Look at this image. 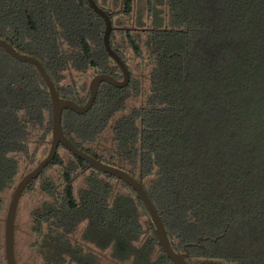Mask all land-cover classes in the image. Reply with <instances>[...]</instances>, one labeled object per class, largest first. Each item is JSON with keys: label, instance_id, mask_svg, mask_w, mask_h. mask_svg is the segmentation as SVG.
<instances>
[{"label": "trees", "instance_id": "obj_1", "mask_svg": "<svg viewBox=\"0 0 264 264\" xmlns=\"http://www.w3.org/2000/svg\"><path fill=\"white\" fill-rule=\"evenodd\" d=\"M94 1L130 77L124 87L100 82L82 114L63 109V134L141 177L190 264H264V0ZM103 30L87 0H0V38L37 58L57 94L79 104L83 78H122ZM50 136L43 79L0 48V213L21 161L35 162ZM67 152L57 149L25 189L38 182L44 194L30 210L40 264H173L136 191ZM54 165L57 176L45 175Z\"/></svg>", "mask_w": 264, "mask_h": 264}, {"label": "water", "instance_id": "obj_2", "mask_svg": "<svg viewBox=\"0 0 264 264\" xmlns=\"http://www.w3.org/2000/svg\"><path fill=\"white\" fill-rule=\"evenodd\" d=\"M87 2L91 9L103 19V47L107 55L118 65L122 74V78L121 80H117L109 74H95L88 82V97L83 104L76 103L75 101L68 98H61L57 94L53 82L37 58L27 54L19 53L8 42L0 38V48L5 50L13 58L21 62L31 63L35 66L47 87L51 104V138L49 140V148L45 156L16 182L8 202L3 228V247L6 264H16L13 250L14 216L20 194L32 180L37 178V176L45 169L47 164L52 161L59 146L85 161L93 169L114 176L116 179L121 180L125 184L131 186L140 197L146 211L148 212L150 225L157 239L160 250L163 251L166 257L169 258L173 264H190L186 260L188 253L186 251L185 245L183 246V252L175 251L171 247V243L166 235L160 216L142 185L141 177L135 178L125 170L104 163L99 159H96L83 152L82 150L78 149L70 140H68L62 132L61 114L63 109H69L77 114H82L91 107L97 93L98 84L100 82H106L114 87H124L128 83L130 77L127 66L119 57V55L111 48L109 36L112 30V23L108 12L99 7L94 0H87Z\"/></svg>", "mask_w": 264, "mask_h": 264}, {"label": "rangeland", "instance_id": "obj_3", "mask_svg": "<svg viewBox=\"0 0 264 264\" xmlns=\"http://www.w3.org/2000/svg\"><path fill=\"white\" fill-rule=\"evenodd\" d=\"M137 3L142 5V0H138ZM91 78L92 77H88V78L85 77L83 79H86L88 84ZM30 145H31V149L36 147V137L33 139ZM46 148L47 149L45 152L43 150V146H40L36 150L37 160L35 162L31 163L28 160L21 161L20 170L16 177V181L22 175H24L26 172L32 169L36 165V163L45 156L49 148V142ZM58 153L65 158L68 157V152L62 147L58 148ZM57 173H58V167L54 165L46 169L44 174L57 176ZM37 183L38 182H36V184H34L30 189L25 190L23 192L17 205L15 219H14V255H15L16 264H40L39 258L33 256V250L31 249V245H30L33 237V233L31 231L30 210L33 206L36 205L37 201L44 198V194H42L39 188H37ZM80 184H81V180L76 181V186H79ZM11 192L12 189L9 190L4 195V209L0 213V253L2 256L1 264H5V260L3 257V227H4V217H5L6 207ZM225 264H233V263H225Z\"/></svg>", "mask_w": 264, "mask_h": 264}, {"label": "flooded vegetation", "instance_id": "obj_4", "mask_svg": "<svg viewBox=\"0 0 264 264\" xmlns=\"http://www.w3.org/2000/svg\"><path fill=\"white\" fill-rule=\"evenodd\" d=\"M35 179H36V178H35ZM29 184H30V183H29ZM29 184H28V186H29ZM28 186H27V187H28ZM27 187H26V188H27ZM26 188H25V189H26ZM25 189H24V190H25ZM24 190H23V191H24ZM12 191H13V190H12ZM23 191H22L21 194H20V197H19V199H18V202H19V200H20V198H21V196H22V194H23ZM11 194H12V192H11ZM10 196H11V195H10ZM9 199H10V198H9ZM8 202H9V201H8ZM17 205H18V203H17ZM7 206H8V203H7ZM16 209H17V207H16ZM6 210H7V207H6ZM5 214H6V212H5ZM15 214H16V212H15ZM4 218H5V217H4ZM14 219H15V216H14ZM3 228H4V227H3ZM13 250H14V243H13ZM183 251H184V250H183ZM183 251H181V252H183ZM99 254H100V253H99ZM3 257H4V247H3ZM14 258H15V255H14ZM186 259H187V257H186ZM4 260H5V257H4ZM15 262H16V260H15ZM5 264H6V261H5Z\"/></svg>", "mask_w": 264, "mask_h": 264}]
</instances>
